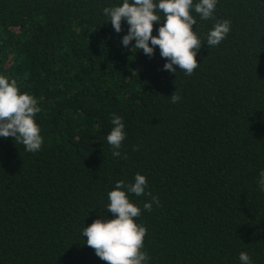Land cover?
Masks as SVG:
<instances>
[{
    "label": "trees",
    "instance_id": "obj_1",
    "mask_svg": "<svg viewBox=\"0 0 264 264\" xmlns=\"http://www.w3.org/2000/svg\"><path fill=\"white\" fill-rule=\"evenodd\" d=\"M122 2L0 0V75L38 101L43 137L36 153L0 137V264H107L82 231L113 218L108 193L137 173L160 202L149 212L150 197L126 193L147 264H241V252L264 264V0L191 13L203 45L190 76L162 70L158 46L149 57L122 45L127 22L116 33L103 13ZM223 20L229 34L208 46ZM113 114L127 159L106 140Z\"/></svg>",
    "mask_w": 264,
    "mask_h": 264
},
{
    "label": "clouds",
    "instance_id": "obj_2",
    "mask_svg": "<svg viewBox=\"0 0 264 264\" xmlns=\"http://www.w3.org/2000/svg\"><path fill=\"white\" fill-rule=\"evenodd\" d=\"M216 3L217 0H199L195 4L193 0H123L119 6L105 7L103 13L116 33L122 31V20L127 22V34L121 41L124 47L135 41L131 49L143 50L151 57L158 46L160 56L166 59L162 70L175 74L179 69L190 76L198 67L196 56L203 45L193 31L196 19L191 13L194 11L202 20L213 19ZM160 21L163 23L157 29L158 34L153 35V22ZM230 27L229 20L216 22L207 35V45L218 46L226 39ZM169 97L172 103L181 99L175 91ZM40 111L33 96L21 93L15 80L10 81L0 75V137H12L24 146L25 151L39 152L43 137L34 117ZM111 123L113 127L106 140L113 150L112 156L127 159L119 151L126 137L122 118L113 114ZM133 150H138V147L134 146ZM257 183L259 190L264 192V169L260 171ZM146 189L147 179L139 173L135 175L134 183L126 185L124 181H117L115 189L108 193L106 208L113 218L96 219L83 228L85 244L107 264H147L150 260L142 250L147 229L134 222V218L141 215V209L130 202L126 194L150 197L143 204V209L151 212L153 204L159 206L160 202ZM239 261L241 264H252L247 252L239 254Z\"/></svg>",
    "mask_w": 264,
    "mask_h": 264
}]
</instances>
